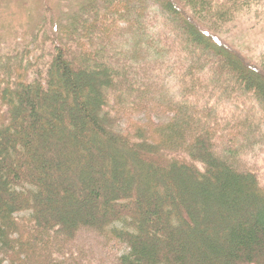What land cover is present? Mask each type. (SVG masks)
I'll return each instance as SVG.
<instances>
[{
	"label": "trees",
	"instance_id": "1",
	"mask_svg": "<svg viewBox=\"0 0 264 264\" xmlns=\"http://www.w3.org/2000/svg\"><path fill=\"white\" fill-rule=\"evenodd\" d=\"M247 2L58 0L33 56L19 25L29 40L0 52V264H264V58L216 32ZM126 112L146 119L120 129Z\"/></svg>",
	"mask_w": 264,
	"mask_h": 264
},
{
	"label": "rangeland",
	"instance_id": "2",
	"mask_svg": "<svg viewBox=\"0 0 264 264\" xmlns=\"http://www.w3.org/2000/svg\"><path fill=\"white\" fill-rule=\"evenodd\" d=\"M74 1L76 0H61V4L68 7L71 2L73 3ZM219 2H221V0H219ZM57 4L58 0H0V42L2 43L0 44V52L5 51V49L6 51L16 50L29 40L27 31L19 27V25L24 24V27L34 26L36 28L34 31L36 39L34 38V40L31 38L33 40L29 44L32 56L36 54L37 51L35 50V46L36 44L41 46L39 42L42 37L44 38L46 34L53 35V33L58 35L52 28L57 22L56 20H52L56 19L53 10H55V5ZM61 8L62 10L65 9L63 6H61ZM231 9L233 10L234 7ZM234 18L235 20L224 25H222V23L218 24L219 27L216 32L221 36L220 41L233 45L237 50L241 51V54L245 55L246 58L252 62H257L259 59L264 58V0H252V3L248 0L238 12L234 13ZM80 50L81 52H86L88 49L86 46H81ZM79 57L80 55L75 58L73 53L69 55V62L72 67H75L76 62L81 64L80 62L82 60H80ZM74 75L81 82V87H83L78 96L79 100L86 103L89 108H92L93 99L95 97L94 92L87 87L85 88L86 85L83 82L84 78L81 74L74 72ZM175 90L176 86H173V88H171V93L174 94ZM71 96L73 99L75 98L73 94ZM246 104L248 105V103ZM1 113L0 110V117ZM151 115L153 120L157 121V117L162 119L170 116V113L162 112L161 114L156 115L153 113ZM145 119L146 117L141 112H126L120 116L118 126L120 129L125 130L128 126H131L132 123L143 122ZM62 122L58 121L54 124L59 125ZM121 145L124 146L123 144ZM125 146L124 148L128 151ZM142 153L143 155L141 156H144L146 151ZM149 158L156 167H162L164 164L159 159H151V156ZM256 161L261 168L259 178L262 179L264 177L262 175L264 174V147L259 152ZM236 165L238 166L237 163ZM262 183L264 184V181H262ZM107 227H110V225H107ZM122 248V243L110 242L108 247L105 248L103 255H117L122 252ZM94 255L96 256V252Z\"/></svg>",
	"mask_w": 264,
	"mask_h": 264
}]
</instances>
